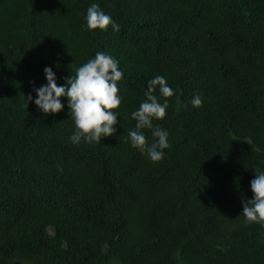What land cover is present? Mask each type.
<instances>
[{
  "label": "trees",
  "instance_id": "16d2710c",
  "mask_svg": "<svg viewBox=\"0 0 264 264\" xmlns=\"http://www.w3.org/2000/svg\"><path fill=\"white\" fill-rule=\"evenodd\" d=\"M93 4L119 32L87 28ZM97 52L123 73L117 132L73 144L67 97L45 115L33 88L45 67L64 85ZM157 75L174 96L153 162L128 131ZM257 169L264 0H0V264H264V224L242 213Z\"/></svg>",
  "mask_w": 264,
  "mask_h": 264
},
{
  "label": "clouds",
  "instance_id": "9594fccd",
  "mask_svg": "<svg viewBox=\"0 0 264 264\" xmlns=\"http://www.w3.org/2000/svg\"><path fill=\"white\" fill-rule=\"evenodd\" d=\"M87 28L89 30L100 29L107 31L108 27L119 32V25L102 10L97 4L87 9ZM47 83L39 88H33L36 92L35 105L45 115L56 114L64 109L61 98L67 97L68 109L75 123V131L70 137L73 144L85 142L88 144L100 143L104 137L114 136L117 132L115 125L118 123L119 114L114 112L121 104L118 96L117 82L123 77L118 68V61L104 53L97 52L94 59L76 69L75 76L65 77L64 85L57 84L56 74L51 67L44 69ZM159 93L165 99L159 102L154 95ZM144 100L138 110L131 113L136 120L135 130L128 131V138L133 148L142 154H147L153 162H160L164 156V150L169 148V133L159 125H154V120H162L166 115L170 97L174 96V90L167 84L163 76L157 75L148 81L147 90L144 92ZM33 100L31 94L25 97L24 108ZM180 103V98L176 97ZM193 107H202L203 102L199 95L192 101ZM151 130L154 138L149 142L143 130ZM255 178L251 181L253 192L252 199L242 198L243 215L245 224H264V171L255 170Z\"/></svg>",
  "mask_w": 264,
  "mask_h": 264
},
{
  "label": "rangeland",
  "instance_id": "374dc122",
  "mask_svg": "<svg viewBox=\"0 0 264 264\" xmlns=\"http://www.w3.org/2000/svg\"><path fill=\"white\" fill-rule=\"evenodd\" d=\"M48 232H51L50 228H48Z\"/></svg>",
  "mask_w": 264,
  "mask_h": 264
}]
</instances>
